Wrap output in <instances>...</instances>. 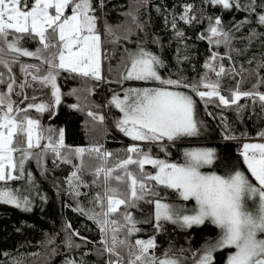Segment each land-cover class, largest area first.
Segmentation results:
<instances>
[{
    "label": "snow or ice",
    "instance_id": "snow-or-ice-1",
    "mask_svg": "<svg viewBox=\"0 0 264 264\" xmlns=\"http://www.w3.org/2000/svg\"><path fill=\"white\" fill-rule=\"evenodd\" d=\"M145 3L146 0H135L136 6L124 13L131 19L130 23L113 27L105 20L102 39L101 16L97 11L103 12L106 0H0V66L11 73L12 65L19 63L22 57L37 58L40 63H21L20 69L41 87L51 88V99L28 103L26 108L17 106L23 101L11 98L14 77H9L7 91H0V204L31 211V192L36 185L33 173L26 170L25 164L35 160L41 174H47L51 170L47 167L50 158L53 169L61 165L74 168L65 180L74 198L87 195L81 193V187L102 189L89 201L92 208L85 210L77 204L73 211L86 216L98 227L103 252L109 256L107 264H186L183 248L179 249V255L169 248L158 256L155 235L147 240L131 237L142 231L140 224H149L159 233L167 223L190 229L206 222L219 233L192 254V264H213V254L222 249L229 252L226 264H264V143H243L237 165L246 168L234 165L223 175L205 170L218 160L217 150L212 147H183L182 162H170L153 155L156 148L166 157L170 156L172 148L201 136L205 123L198 118L196 98L203 102L206 114L213 119L216 118L214 113L207 111L209 104L225 109L235 106V111L240 113L247 107L238 103L241 98H250L253 104L258 99L264 110V93L256 91L264 85V76L252 70L250 75L257 76L252 91H240V82H237L227 96L221 94L222 79L226 76L235 79V69L226 68L222 61L232 60L231 52L241 54L242 50L232 47L234 32L225 30L220 16L205 17L203 9L197 16L193 4L184 5L178 20L186 25L207 20V27L197 36L209 45L210 54L203 64L205 71L199 79L191 81L179 72L176 78L163 76L165 61L147 48L146 41L135 40V49L126 46L136 30L145 29V24L134 14ZM202 3L246 12L247 16L233 25L236 31L251 23L253 16L255 23L264 27V0L259 4L257 0L245 3L202 0ZM165 23L171 24L177 41V63L190 60L187 37L178 28L176 15L173 14L171 21L165 18ZM256 35L254 30L250 31L249 43ZM28 40L36 41L40 47L29 50L23 46ZM151 43L160 41L155 39ZM105 45L112 47L105 48ZM180 45H183V55ZM221 46L228 52L221 54L212 50ZM117 55L116 68L109 64L108 73L115 72V82L121 91H113L108 106H114L122 114L114 121V126L133 143L123 150L124 157L112 162L115 154L103 150L102 145L68 146L63 128H44L40 120L32 118L28 112L34 109L37 113L51 115L64 95L85 91L73 88L62 93L57 84L61 73L67 74L66 79L79 77L84 82L89 79L101 82L105 80V61ZM257 68H264V57ZM210 73H214L216 79H212ZM3 77L4 73L0 72V84L4 83ZM126 82H142L144 86L124 87ZM68 107L83 111L79 103ZM87 115L93 121L105 123L102 114L89 110ZM220 121L222 138L238 139L230 134V125L222 112ZM257 136L264 139V131ZM146 165H151L153 171H146ZM85 174L92 176L90 184L83 179ZM25 179L27 186H14L13 182ZM169 192L175 197L173 202H166L171 199ZM189 204L192 206L188 207ZM142 205L152 206L153 211L142 220L136 219L133 210L142 209ZM66 227L72 228L70 223ZM72 235L85 244L91 243L79 231H73ZM67 246L80 247L71 240L67 241ZM13 264H23V261L17 259ZM65 264H76V261L67 260Z\"/></svg>",
    "mask_w": 264,
    "mask_h": 264
},
{
    "label": "trees",
    "instance_id": "trees-1",
    "mask_svg": "<svg viewBox=\"0 0 264 264\" xmlns=\"http://www.w3.org/2000/svg\"><path fill=\"white\" fill-rule=\"evenodd\" d=\"M245 3L246 0H241ZM258 4L260 0H257ZM185 4H193L194 13L199 16L200 9H203V15L220 16L224 24L225 30L234 32L232 47L242 50L241 54L235 51L231 52L232 60L225 58L222 62L226 68H234L235 79L226 76L222 79L221 94L227 96L229 89H235L237 82H240V91H252L253 84L257 82L256 75H250L252 70H256L260 76H264V68H257L261 58L264 57V27L255 23V16L251 17V23H246L243 27L236 31L233 25L243 20L247 13L237 10H224L220 6H212L202 3V0H146V3L139 7V11L134 13L138 16L140 22L145 24L144 31L136 30L130 42L126 46L135 49V40L142 39L147 42V48L160 55L166 64L162 70L163 76L171 75L176 78L177 73L188 78V80H197L205 71L203 64L208 58L210 51L206 40H199L197 36L207 27V20L202 24L186 25L183 21H179L178 17L182 13ZM135 0H106V7L103 12L100 11L102 24L103 39V23L105 20L115 27L125 22H131L129 17L124 13L130 8L135 7ZM160 9V11H157ZM259 11V9H258ZM173 14L177 17L178 28L185 32L188 45L187 54L190 60L182 64L176 61L177 41L174 36L171 24L165 23V18L171 21ZM256 32L255 38L249 43L248 37L250 31ZM119 33V30H118ZM158 39L159 44L151 43ZM31 51H35L40 45L36 41L28 40L23 44ZM112 46L105 45V48ZM181 47V55L184 54L183 45ZM122 50V47L119 48ZM221 54L227 53L228 49L221 46L218 49L213 48ZM29 58V57H27ZM117 55L111 61L104 63L105 77V96L109 97L113 86L117 83L115 72L111 75L108 73V66L111 64L115 69L118 63ZM251 61V63H249ZM0 72L4 73V83L0 84V91L5 89L9 79L6 68L0 66ZM238 73V74H236ZM66 73H61L58 77L57 84L62 93H68L73 88L85 89L81 92V98L78 102L74 95H64L62 103L56 106L55 110L44 121V128L64 129L65 144L68 146H89L92 144L105 143L108 151L114 153V158H122L125 156L123 150L126 145L120 136L114 132L113 128L107 124H100L93 121L88 115L87 110H91L100 114V82L89 79L87 82L82 81L79 77L76 79H66ZM212 79H216L214 73H210ZM108 80L114 81L108 83ZM87 89H93L88 92ZM256 91L264 92V85H261ZM80 94V92H78ZM80 97V96H79ZM197 99V111L201 115L205 123L206 133L198 138H190L179 146H188L189 144H203L215 148L217 150L218 160L213 168L221 174H225L232 169L234 165L246 168V166L237 165L240 160L239 149L241 146L240 138L258 137L257 133L264 131V110L261 109L260 102L253 104L250 98H241L238 102L247 107L240 113L235 111V106L231 108H217L215 104H209L207 111H211L216 116L215 119L206 114L203 102ZM79 103L83 111L69 108L68 105ZM107 110L114 122L117 111L114 106ZM227 118V122L231 128V135L238 137L236 140H224L223 125L220 121V114ZM31 117L40 118V113L34 109L29 110ZM245 133L246 135H241ZM192 141V142H188ZM147 147V146H146ZM179 147V148H180ZM178 147L172 148L171 155L165 156L158 149L153 148V155L159 158L172 157L179 160L175 156ZM111 166V165H109ZM47 167L51 169L47 174H41V170L36 166L35 160L26 162L25 168L33 173L35 180V189L31 192L32 207L31 211H23L11 205L0 204V264H13L17 259L22 260L23 264H65L67 260H75L76 264H107L109 256L103 252L101 243V235L98 227L86 216L81 215L78 211H73L77 204L88 210L92 208L89 201L97 191L102 189L92 187H81V195L74 198L69 194L68 185L65 182L66 177L74 170L72 165H61L58 168H52L51 159L47 162ZM146 171H153L151 165L145 166ZM251 178L250 174L248 173ZM83 179L91 183L92 176L85 174ZM15 187L27 186V180L13 182ZM171 199V192L167 193ZM43 197V199H41ZM170 199V200H171ZM152 206L142 205V209L133 210V215L148 214L152 211ZM99 209H97L98 211ZM140 219V218H138ZM71 224L72 228L68 229L67 224ZM142 229L141 232L133 234L131 239L149 238L155 235L156 255H160L165 250L171 248L172 252L179 253V249L185 251L183 257L190 260L192 254L200 249L207 239L213 238L218 234V229L207 223L201 226H193L190 229L180 228L170 223L165 224L164 231L156 233L149 224L138 225ZM73 231H79L81 236L87 237L91 243L85 244L79 237L73 236ZM71 240L73 244H79L80 247H68L67 241ZM228 250H219L213 254V264H222Z\"/></svg>",
    "mask_w": 264,
    "mask_h": 264
},
{
    "label": "rangeland",
    "instance_id": "rangeland-1",
    "mask_svg": "<svg viewBox=\"0 0 264 264\" xmlns=\"http://www.w3.org/2000/svg\"><path fill=\"white\" fill-rule=\"evenodd\" d=\"M97 14H98V11H97ZM100 28H101V33H102V24H101V21H100ZM134 49V48H133ZM21 63H23V64H36V63H40V61L37 59V58H34V57H29V58H27V57H22L21 58V60H20V62L19 63H16V64H13L12 65V72L11 73H9L8 72V74H9V77L11 76V77H14L15 78V84H14V91H13V93H12V96H11V98L13 99V100H15V101H18V100H20V98L22 97V95H23V90H24V92H25V96L28 98L27 100H25V101H23V103L21 104V106H20V108H26L27 107V104L28 103H31V102H35V103H40L41 101H45V102H47L49 99H51V88H50V86L49 87H41L36 81H32L31 80V76H25L24 77V82H23V85H25L24 87H23V90H22V88H21V83H20V81H21V77H22V74H23V72L21 71V69H20V64ZM8 82H10L9 81V79H8ZM7 82V83H8ZM27 82V83H26ZM138 86H144L143 85V83L142 82H126L125 84H124V87H138ZM113 90H111V94L109 95V97H108V99H107V97L105 96V93H104V89H105V80L104 81H101L100 82V106H101V111H100V114H102L104 117H105V123L104 124H107V125H109V121H108V119L110 118V121L112 122V123H114L113 121H112V119H111V117H110V115H109V112H108V110H107V104H108V101H109V99L111 98V95L113 94V91H115V92H120L121 91V88H120V86L118 85V84H116V85H114L113 86ZM201 90H203V89H201ZM4 92H6L7 91V88H6V86H5V89L3 90ZM16 93H20V95H17ZM264 93V92H263ZM80 96V98H81V92H80V94H76V95H74V97L77 99L78 97ZM33 97H35V100L33 101ZM80 100V99H79ZM79 100H76V102H78ZM104 104H105V106H104ZM115 108V107H114ZM115 111H117V114H116V117H120L122 114L119 112V110L118 109H116L115 108ZM29 114V113H28ZM49 115V113L48 112H45V113H43V114H41L40 113V118H39V120H40V122H41V124L44 126V121L46 120V117ZM197 115H198V118L199 119H201L202 120V118H201V115L198 113V111H197ZM107 117H108V119H107ZM32 118H34V117H32ZM34 119H37V118H34ZM42 126V127H43ZM114 130V129H113ZM116 131L117 132H119L117 129H116ZM115 130H114V132H116ZM116 132V133H117ZM204 133H206V128L204 127L203 129H202V131H201V135L202 134H204ZM118 134V133H117ZM123 134V133H122ZM119 135V134H118ZM120 136V138L122 139V140H124L123 139V137L121 136V135H119ZM188 142H192V141H188ZM257 142H259V143H264V139H262V138H247V139H244L242 142H241V146H240V149L242 148V145H243V143H257ZM131 143H133V141H131L130 139H129V143L128 144H126V147L128 146V145H130ZM189 146H191V147H210V146H207V145H203V144H189L188 146H179L178 148H177V151L175 152V156H178L180 159L179 160H175L174 158H172V157H168V158H166V159H168L170 162H182V149H183V147H189ZM239 149V150H240ZM103 150H105L104 148H103ZM109 149H106V151H108ZM160 159H165V158H160ZM74 163H78V161H74ZM206 171H216L213 167H211V168H209V169H205ZM217 172V174H221V173H219L218 171H216ZM250 174V173H249ZM221 175H223V174H221ZM175 199H171V200H169V201H166V202H173ZM194 203V202H193ZM192 205L191 204H189L188 205V207H191ZM251 206V205H250ZM152 211H153V209H152ZM148 214H146V215H143V217L142 216H140V215H136V216H134L136 219H138V218H140L141 220L142 219H144L146 216H147ZM218 233H219V230H218ZM217 235L218 234H216L213 238H210V239H215L216 237H217ZM137 239H144V240H147L148 238H137ZM208 240V239H207ZM204 245V244H203ZM202 247V246H201ZM201 247H200V249H201ZM228 254H229V252L227 253V255H225V257H224V262L222 263V264H226V259H227V256H228ZM192 259L193 258H191L190 260H186V264H192Z\"/></svg>",
    "mask_w": 264,
    "mask_h": 264
},
{
    "label": "water",
    "instance_id": "water-1",
    "mask_svg": "<svg viewBox=\"0 0 264 264\" xmlns=\"http://www.w3.org/2000/svg\"><path fill=\"white\" fill-rule=\"evenodd\" d=\"M23 80H24V74H23L22 81H21L22 83H23ZM22 88H23V87H22ZM23 92H24V90H23ZM24 97H25V93H24V95H23L22 99H23ZM22 99H20L19 101H22ZM20 104H21V103H19L17 106L19 107V106H20Z\"/></svg>",
    "mask_w": 264,
    "mask_h": 264
},
{
    "label": "built area",
    "instance_id": "built-area-1",
    "mask_svg": "<svg viewBox=\"0 0 264 264\" xmlns=\"http://www.w3.org/2000/svg\"><path fill=\"white\" fill-rule=\"evenodd\" d=\"M117 133H119V134H121L122 135V137L123 138H125V139H127V140H129L130 138H128V137H125L121 132H117ZM131 140V139H130Z\"/></svg>",
    "mask_w": 264,
    "mask_h": 264
}]
</instances>
